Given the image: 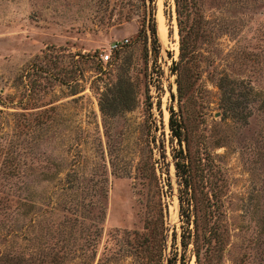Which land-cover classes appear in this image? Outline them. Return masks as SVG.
<instances>
[{
    "label": "rangeland",
    "instance_id": "374dc122",
    "mask_svg": "<svg viewBox=\"0 0 264 264\" xmlns=\"http://www.w3.org/2000/svg\"><path fill=\"white\" fill-rule=\"evenodd\" d=\"M174 1L0 0V264L166 263L186 225L176 159L191 220L221 210L203 264H264V0H196L179 64Z\"/></svg>",
    "mask_w": 264,
    "mask_h": 264
},
{
    "label": "trees",
    "instance_id": "16d2710c",
    "mask_svg": "<svg viewBox=\"0 0 264 264\" xmlns=\"http://www.w3.org/2000/svg\"><path fill=\"white\" fill-rule=\"evenodd\" d=\"M152 2V0H150ZM196 0H175V10L178 15V24L180 27V50H181V60L179 62L185 60L187 58V61H190V58L188 56L186 57L185 53V42L183 41V35L182 31H184V20L187 19L190 15V13L194 10L196 6ZM154 8L150 9L152 17L154 16L153 12ZM157 25L155 19H152V23L149 26V32L150 36L153 38V41L156 43L158 42L157 38ZM230 81V78L227 76H223L220 79V87L224 90L222 94L227 96V93H230L228 87H226L227 83ZM179 88H181V83H179ZM112 106L118 107V102L116 99L112 101L111 103ZM101 107L103 111H105V104L102 102ZM179 118L177 117V114L175 110H171V115H170V120H168V125L169 129L172 132L173 136L178 138L180 142L182 141H187V136L185 135L184 127L183 125L179 122ZM183 158V156H182ZM175 166H176V172L179 178L178 184H179V200H180V216H185V219H182L183 221L186 222V225L183 224V230L181 233V240L180 244L182 246L183 252H176L173 256H169L166 260V263L164 262H159L158 264H190L189 259L187 258L186 255V249L190 243H193L194 250L193 252L196 255L197 258V263L198 264H203L202 262V252H201V246H204L205 249H208L210 247L211 241L214 239L218 240L219 238V232L221 231V224L218 221V215L219 212L221 211L220 209L216 207H211L207 208L206 211L204 212V219H203V226H200L198 222V216H194V221L191 220V214L192 209L190 208L191 206V201L193 202L198 199H196L195 194H194V188H193V176L190 171V163H186L184 160H175ZM197 206V205H196ZM194 222L195 223V229H192L190 227V224ZM153 232L155 230L154 227ZM202 237V240L200 239ZM201 240V244L198 242ZM163 256V255H162ZM151 264H157L156 262H153Z\"/></svg>",
    "mask_w": 264,
    "mask_h": 264
},
{
    "label": "built area",
    "instance_id": "2783aa9c",
    "mask_svg": "<svg viewBox=\"0 0 264 264\" xmlns=\"http://www.w3.org/2000/svg\"><path fill=\"white\" fill-rule=\"evenodd\" d=\"M126 43H128V40H116L114 41L111 46L108 48V50L106 49L104 52H102L100 54L101 56V61L106 63L112 59V54L115 51H118L119 49H121Z\"/></svg>",
    "mask_w": 264,
    "mask_h": 264
},
{
    "label": "bare ground",
    "instance_id": "6f19581e",
    "mask_svg": "<svg viewBox=\"0 0 264 264\" xmlns=\"http://www.w3.org/2000/svg\"><path fill=\"white\" fill-rule=\"evenodd\" d=\"M161 12V11H160ZM157 32H158V38L161 40H165L166 38V30H165V27L162 23V13L158 14L157 16Z\"/></svg>",
    "mask_w": 264,
    "mask_h": 264
}]
</instances>
